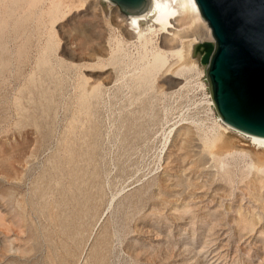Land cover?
<instances>
[{"label":"rangeland","instance_id":"1","mask_svg":"<svg viewBox=\"0 0 264 264\" xmlns=\"http://www.w3.org/2000/svg\"><path fill=\"white\" fill-rule=\"evenodd\" d=\"M124 18L0 0V264H264V150L209 103L208 24Z\"/></svg>","mask_w":264,"mask_h":264},{"label":"water","instance_id":"2","mask_svg":"<svg viewBox=\"0 0 264 264\" xmlns=\"http://www.w3.org/2000/svg\"><path fill=\"white\" fill-rule=\"evenodd\" d=\"M140 15L150 0H111ZM215 45H204L212 99L223 123L264 138V0H195Z\"/></svg>","mask_w":264,"mask_h":264},{"label":"bare ground","instance_id":"3","mask_svg":"<svg viewBox=\"0 0 264 264\" xmlns=\"http://www.w3.org/2000/svg\"><path fill=\"white\" fill-rule=\"evenodd\" d=\"M104 1H108L112 4H114L111 0H104ZM114 5H116V4H114ZM119 9H120V7H119ZM121 13L125 16V18H124L125 21H123L125 23H119V27H120L121 31L125 35L129 34V35H133L136 37H141L143 35L144 27L150 29V28L155 27V26H165V25H167V23H169V19H174V21L171 22L172 24L169 25L170 29L168 32V36L164 38V42H175L177 40V38L182 37L181 33H180L182 31V28H180V27L183 24H185V22H186L183 19L188 18L190 15L200 16V18L203 19L195 0H150V6H149L148 10L146 12L140 14V15H126L122 11H121ZM183 14H185V16H182ZM182 20H183V22H181ZM203 21H205V20L203 19ZM187 41L188 40H186V42ZM208 41L210 42V40H208ZM206 44L208 45L209 43H206ZM209 45H212V44H209ZM182 46H183V44H182ZM204 49L206 50V47H204ZM205 50H204V52H205ZM165 60H166L165 56L161 55V54H158L155 57V61L159 62L160 64H164ZM166 74H168L167 71H166ZM210 97L212 98V95H210ZM209 103L211 105H214V107L216 108L213 99H210ZM218 120L222 122V120L220 118H218ZM223 124H225V123H223ZM225 125L231 129L235 130L236 132L242 134L244 137L249 138V141L255 147L264 150V138L247 135V134H244V133L230 127L227 124H225Z\"/></svg>","mask_w":264,"mask_h":264}]
</instances>
